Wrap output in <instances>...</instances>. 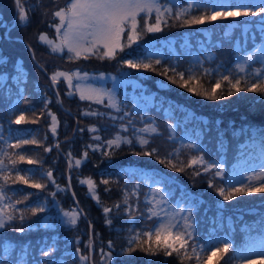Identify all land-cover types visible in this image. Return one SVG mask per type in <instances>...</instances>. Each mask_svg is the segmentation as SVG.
I'll use <instances>...</instances> for the list:
<instances>
[{"label": "trees", "instance_id": "obj_1", "mask_svg": "<svg viewBox=\"0 0 264 264\" xmlns=\"http://www.w3.org/2000/svg\"><path fill=\"white\" fill-rule=\"evenodd\" d=\"M23 1L26 0H21L22 4ZM44 1H47L46 5ZM3 2L11 15L14 14V0H3ZM65 2L66 0H62V6ZM48 10V0H41L40 10L29 13L30 23L24 27H13L10 38L9 36L6 38L3 33L4 36L0 41V136L8 139L10 143H15L17 138L35 137L40 141L41 147L24 145L23 148L15 151L26 152L32 158L40 159L42 167L18 163L17 168L32 169L38 178L44 170H51L56 182L53 184L46 176H43L36 182L47 184V188L37 190L28 188L26 184L9 181L6 188L7 194L17 193L13 201L22 198L20 193H32L27 201L16 205L18 212L26 206L30 208L37 205H43L45 210L36 216H33L30 211L24 213L25 232L23 234L12 228L0 230V257L4 256L5 247L8 249V259L4 261V264H15V261L21 258L27 264H34L38 260L55 261V264H80L75 250L80 247L85 255L88 254L84 245L89 240V223L92 225L91 232L94 237L92 252L94 264H101V249L113 252V264H180L175 254L165 257L161 252L156 256H149L146 252L139 250L130 256L120 254L127 246L130 228L146 230L154 221L140 219L137 225L135 220H128L122 211L119 213L114 211L111 214L113 224L111 226L105 224L103 207L111 208L121 201L126 187L128 191H131L133 186L139 185L138 195L133 197L130 203L138 204L139 210L143 211L144 195L139 193L143 179L146 178L159 180L170 198L171 205L180 203L192 209L196 234L201 241L209 238L227 240L241 250L244 248L242 247L244 242L248 244L259 238L264 239V192L245 191L235 195L231 200H224L215 188L208 187L209 177L214 175L215 169L210 174L201 172V175L197 176L192 168L185 167L184 171H176L166 164H161L158 158L136 155L135 153L143 149L133 136L134 127L138 126L136 117L145 119L155 114L166 121L167 127L168 124H173L179 133L188 132L195 142L199 141L197 152L206 161L213 164L219 161V165L224 168V173L223 179L216 177L214 180L217 188L225 186L226 183L234 185L229 169L237 167L240 161H245L247 165L255 164L254 158H260L264 154V96L245 91L227 96L225 86L223 90L226 98L211 101L189 93L186 88H181L179 78L173 76L171 72L167 75L160 73L163 72L164 67L175 66L178 71L185 72L187 78V73L191 71L188 60L196 56L202 60V63L191 72L200 76L204 69H208L212 75L211 78L204 76L201 79L200 83L204 87L192 84L189 86L197 87L199 92H203L205 88L210 91L217 75L227 74L229 71L235 72L233 65L238 55L254 50L257 44L264 41V28L251 25L244 30L242 24L246 21L240 20L242 17H228L183 27L177 22L176 26L165 27L159 33L146 34L131 48L126 47L124 52H118L113 60L93 56L72 62L66 57H59L60 67H56L57 69L41 65L46 72L44 73L37 67L40 63L35 64L31 60L28 46L30 45L35 51L32 53L36 61H38L37 57L45 60L50 56L45 47L38 44L36 37L43 32L45 22L41 20L42 13ZM259 18L261 17H251L253 19L251 23L259 22ZM6 21L11 25L12 16ZM150 22H154V19ZM140 23L142 25L143 21L141 20ZM124 42L126 38L122 39V43ZM150 43L154 45L151 46ZM238 44L240 46L245 44V47L238 50L236 47ZM152 47L162 51L164 56L160 65L151 62L155 70L130 69L124 63L127 59H143ZM57 70L66 72L76 70L93 74L123 72L127 74V78L136 80L139 87L131 89L127 85L125 92L118 91L120 112L111 111L102 105L96 107L94 111L103 113V116H84L81 115L82 104L76 97L65 95L67 89L61 81L56 86V93L59 92L62 103H57V95L49 83L50 75ZM170 77L178 82L172 83ZM132 95L145 106L144 114L132 110L131 106L134 103ZM46 100L48 101L47 109L44 106ZM64 110L70 112V115ZM21 111L25 112L26 117L31 116L32 112L43 114L35 124L11 123V120L15 119ZM48 111L56 115L58 120L55 137L49 130L51 118L47 115ZM125 111L132 112L129 115V117L133 116L132 125L129 126L124 119L122 121L110 119V115L120 117ZM163 111L169 113L166 118L163 116ZM32 118L35 119V117ZM122 124L128 126L129 130L120 134L132 139L133 143L108 149L107 145L102 144L101 141L113 138L117 132H120ZM90 126L97 127L98 133H89ZM157 127L160 135L155 136L156 144L151 143L146 148H156L159 158H166L169 153H172L173 162L180 166L175 155L177 141L167 136L164 126ZM79 129H83V132ZM93 135H99L101 141L92 140ZM57 143L60 145L59 148L54 146ZM90 144H99L100 150L93 151L87 147ZM0 146H3V140H0ZM44 147L51 148V151L45 153ZM8 151L14 150L9 148ZM85 151L88 152L87 159L82 161L80 167H75L74 160L81 158ZM104 151L112 154L110 159L102 155ZM69 152L72 153L73 167L67 174ZM179 152V160L184 161L186 165L189 155L193 152L185 150H179ZM5 162L7 163L6 158ZM11 175L14 179V173ZM88 178L95 182L99 204L91 198L88 186L80 183L81 180ZM67 179H69L78 209L85 216V218L81 216L75 227L63 223L64 217L61 210L77 209L68 191ZM104 179L109 180L110 183L107 185L101 183ZM2 183L3 181H0V184ZM57 185L62 190L58 191ZM106 188L109 191H105ZM50 193H55V197ZM44 224L49 226L44 227ZM20 226L17 222L16 227ZM77 238H79V244H77ZM54 241L56 251L50 257H42L40 249L52 245ZM109 241L113 243V249L108 248ZM142 243L145 249L149 245L153 249L157 247L155 236L151 241ZM231 254L230 249L228 255ZM216 259L213 257L210 262L205 256L207 264H214ZM185 264H193V262L186 261ZM233 264H242V261L238 259L233 261Z\"/></svg>", "mask_w": 264, "mask_h": 264}, {"label": "snow or ice", "instance_id": "obj_2", "mask_svg": "<svg viewBox=\"0 0 264 264\" xmlns=\"http://www.w3.org/2000/svg\"><path fill=\"white\" fill-rule=\"evenodd\" d=\"M55 5L56 0H52ZM37 6H40V0H36ZM14 19L18 21V25H10L7 21L0 18V28L5 29V35L9 36L13 27H24L30 23L31 11L34 8L26 7L21 3V0H14ZM47 15V12L44 13ZM53 23L48 26L54 28L55 36L50 37L47 33L38 34V41L46 45L48 50L53 54L67 53L69 61L75 62L80 59H89L90 57H97L99 59L113 60L116 58L118 52H124L125 48H131L132 45L137 44L142 40L146 34L159 33L165 27L176 26L179 22V26H190L203 24L205 21H217L218 19H226L228 17L240 18V17H261V22L264 24V0H260L259 6H253L251 4L244 3L243 0H185L182 5H176L166 0H66L63 6L56 7L51 13ZM154 17V22H150ZM143 21L141 25L140 21ZM126 35V42L122 43V37ZM29 52H34L31 46H28ZM260 52L259 57L261 61V67L252 70L248 69V65L256 57L253 53L243 56L239 59V62L235 64V72L229 71L227 74L217 75L215 83L211 85V90L207 88L203 92L197 91V87L189 86L199 85L204 87L200 81L204 76L211 78L212 72L208 69H204V72L198 76L195 73L189 71L186 73L178 71L175 66L164 67L162 75H167L169 72L173 76L179 78V86L186 88L189 93L202 96L204 99L216 101L225 99L224 87H227V96H232L241 91L249 93H257L264 96V46L256 49ZM33 60L35 55L33 54ZM124 63L130 69L143 68L145 70H155L152 63L145 62L143 59H127ZM156 65H160V60L155 61ZM243 74V75H241ZM61 78L63 82L67 84L68 91L65 93L67 96H79L81 101L88 100L95 104H102L105 97H107L108 103L104 105L107 108L114 109L116 112H120V106L115 101L111 92H105L104 90L93 87L89 84L83 83L88 79L87 74L81 76L79 72H66L57 70L50 75L49 79L53 87H56ZM103 79V77H100ZM171 79L172 83H177L176 79ZM218 90H220L218 92ZM57 103H62L60 94L57 92ZM45 109L48 107V101H45ZM32 112L31 116L26 117L25 112L21 111L19 115L15 116V119L11 120L13 124H35L40 119V115ZM47 115L51 118V124L49 130L52 136L57 135L58 120L56 115L51 111L47 112ZM84 116H103V113L97 111L82 112ZM129 113L125 111L123 116L117 117L110 115V119L113 121L128 117ZM32 117H35L33 119ZM133 121L128 120V125H132ZM171 129L172 125H168ZM83 132V129H79ZM128 126L121 125L120 132H117L113 138L106 141H101L99 135H93L92 140L101 141L102 144H106L108 149L119 148L121 144H132L133 140L129 137L122 136L121 132H127ZM99 129L95 126L88 128L89 133H98ZM140 134H159L157 127L153 124H148L143 128L134 129L133 136L136 142L140 145L143 151L135 153L136 155L145 157L158 158L161 164L176 170L184 171L185 167L192 168L195 175H201L203 173H212L215 169L214 175H210L208 181L209 188H215L218 195L223 197L224 200H231L235 195H239L241 192L259 191L264 192V170L259 172H253L250 175L244 177L243 181H237L241 186L236 187L231 183H226L223 187H216L214 180L216 177L223 179L224 168L219 164H213L205 160L202 155H192L187 164L184 161L179 160L180 152L176 150V157L179 161V165L173 162L172 153H169L166 158L158 157V150L156 148L148 149L149 139ZM0 140H3V146H0V230H7L12 228L13 230L23 234L25 228L23 227L25 221V212L30 211L33 216H36L40 212H44L43 205H37L35 207H25L22 210H17L16 205L23 204L29 199L32 193H20L21 199H15L13 197L17 195L13 192L12 195H8L6 188L9 181L19 182L26 184L28 188L44 190L47 188V184L36 182L38 179L46 176L48 181L55 184L53 173L51 170H44L40 173V177L36 176V173L32 169H19L18 163H25L28 165H40L42 162L40 159L32 158L26 152H18L16 149L23 148L24 145H35L41 147V142L35 137L32 139L17 138L15 143H10L8 139L0 136ZM59 148L57 143L54 145ZM93 151L100 150V145H88ZM189 149L195 148V145H187ZM11 148L14 151L9 152ZM44 152H50L51 148L44 147ZM107 158H111V153L104 151L102 153ZM88 152L85 151L81 158L74 160L75 167H80L82 161L87 159ZM7 159V163L5 162ZM69 170L73 167L72 153L67 154ZM11 165V167H9ZM14 173V179L11 175ZM81 184H87L91 198L96 200L99 204L100 200L95 191V182L91 179H84L80 181ZM101 183L107 185L109 180H101ZM70 187V185H69ZM139 185L133 186L131 191L127 190V187L123 191L121 201L110 207H103V213L105 217V224L111 226L113 219L111 214L116 211L123 212L128 217V220L143 219L146 221H154L146 230H134L129 229L130 235L127 239V246L121 251V255L130 256L137 250L146 252L149 256H156L159 253H163L165 257L176 255L180 264H185L186 261L193 262V264H207V261H212L213 257H216L214 264H233V261L243 259L244 256L240 249L227 240H208L201 241L196 234V226L192 217V209L180 206L179 208H173L168 206V201L160 195L162 189L160 187L151 188V196L145 197V207L143 211L139 210L138 204L130 203L133 197L138 195ZM57 190H62L57 185ZM109 191V189H105ZM227 193V194H225ZM55 197V193H50ZM123 206V207H122ZM62 211L64 217L63 223L72 227L78 224L81 218V211L79 209H73L70 211ZM19 222L20 227H16V223ZM48 224H44V227H48ZM92 228L89 223V229ZM98 235V234H96ZM153 236L157 241V247L153 249L151 245L147 249L143 247L142 242H149ZM93 233H89V240L84 245L88 250V254L85 255L80 247L75 250L76 256L79 257L80 264H94L92 258L93 252ZM145 238H147L145 240ZM77 244H79V238H77ZM108 248L113 249V243L108 242ZM232 250V254L228 255ZM56 251L55 241L52 245L46 246L40 249V255L42 257H50ZM101 252V264H113V252L100 250ZM27 254V249H25ZM259 255L264 256V249L259 252ZM207 256V261L205 260ZM8 259V249L5 247L4 256L0 257V264H4V261ZM15 264H27L21 258L15 261ZM34 264H55V261L38 260Z\"/></svg>", "mask_w": 264, "mask_h": 264}, {"label": "rangeland", "instance_id": "obj_3", "mask_svg": "<svg viewBox=\"0 0 264 264\" xmlns=\"http://www.w3.org/2000/svg\"><path fill=\"white\" fill-rule=\"evenodd\" d=\"M27 1V2H26ZM23 1V4H25L26 7L29 8H34V11H39L40 10V6H37L36 4V0H26ZM62 0H56V4L54 5L52 3V0H48V5H49V10L46 11L47 15H44V13H42V18L41 20L43 22H45V25L43 27V32L42 33H47L50 37H54L55 36V30L54 28H50L48 25L50 23H53L52 20V16L51 13L53 10H55L56 7L62 6L61 4ZM166 2L172 3V4H176V5H182L185 3V1L183 2V0H166ZM206 2H210V0H206ZM244 3L247 4H255V5H259L260 0H243ZM47 4V1H44V5ZM40 5H41V0H40ZM0 18H2L4 21H6L8 18H10L12 16V19L14 17V14L11 15V13L7 10L6 4L5 2H3V0H0ZM33 11L30 12V14ZM154 19V17H153ZM152 19V21H153ZM46 20V21H45ZM240 20H245L246 22H244L242 25L244 27V30L249 27V26H254L256 28H264V25L260 22L261 18H259V22H254L251 23V21L253 19H251V17H242L240 18ZM18 21L14 22V25L17 24ZM4 28H0V41L1 38L4 33ZM150 34H154V33H150ZM252 35V33H251ZM5 37L7 38V35H5ZM38 37V36H36ZM126 38V35L124 37H122V39ZM38 41V39H37ZM246 42V41H245ZM38 44L40 46H44L46 51L50 53L49 57H46L47 59H40L37 57L38 61L35 60V64H37L38 62L40 63V66H51V67H55L53 69H57L56 67H60V58L66 57L67 58V53H60V54H53L51 53L47 46L42 44L41 42L38 41ZM151 44V43H150ZM149 44V45H150ZM154 44H151V46ZM261 46H264V41L260 42L259 44H257V46H255V49L248 52V53H242L244 55H238L236 57V61L233 65V67L235 66V64L237 62H239V59L243 56H246L250 53H253L255 55V59L253 61H251L249 63V65L247 66L249 70L255 69V68H259L261 67V61L259 59L261 53L257 52L256 49L260 48ZM148 47V46H147ZM236 47L238 48V50L240 48L245 47V44L243 46H240V44L236 45ZM35 52V51H34ZM30 56V55H29ZM164 58L162 51L157 50L156 48H150L148 50V52H146V54L143 56L144 61L146 62H155L157 59H159L160 61H162ZM209 59V58H208ZM207 59V60H208ZM174 60H176V58L174 57ZM202 63V60L198 59L196 56L191 57V60H188V66L190 67L191 71H195L198 67L197 65H200ZM54 71V70H53ZM234 71H235V67H234ZM69 72V71H67ZM72 72H79V71H72ZM81 74V76H84L85 74H87L88 79L86 81H83V83L89 84L93 87H97L100 88L102 90H104L105 92H111L115 101L118 102V104H120V99L118 97V91L121 92H125V87L128 85L132 88L139 87V83L136 80H131L129 78H127V74H123V72H117L115 74H93V73H84V72H79ZM100 77H103V79H101ZM66 87L67 91H68V86L66 83L63 82V78H61L60 80ZM56 88V87H55ZM69 97H76L79 102L82 104V108H83V112L86 111H92L95 110L96 107H100L102 105H106L108 103L107 97H105L104 101L102 104H95L92 103L88 100H83L81 101L79 99V96H69ZM133 99V104L131 107H133V111L135 112H140L141 114H144V109L145 106L141 103V101L135 97L134 95L131 96ZM93 106V109H92ZM110 109V108H109ZM131 109V108H130ZM111 111H115L114 109H110ZM132 112L129 113V115ZM163 116L164 118H166V116L169 115V113L167 111H163ZM129 119H133V116H128L126 118H124V120L126 122H128ZM137 121H138V126L134 127L135 129H139V128H143L148 124H153L155 127H157L158 125H162L166 128V132H167V136L169 135V138L171 140H176L177 141V145H176V150H185L187 152H193L194 155H199V153L197 152L198 150V144L199 141L195 142L190 136L191 134L188 132H182L179 133L177 131V128L174 127L173 124H168V125H172V128L169 129L166 126V121L159 118L158 116H156L155 114L152 116H147V118L145 119H141L139 117H136ZM122 121V120H121ZM149 121V122H146ZM158 129V127H157ZM159 135H160V131L158 130ZM140 135H144L145 138L149 139L150 143L149 145L152 144H156V140H155V136L158 134H152V135H148V134H140ZM176 138V139H175ZM187 145H195V148L189 149L187 147ZM148 146V145H147ZM190 154L189 158L193 155ZM263 157V158H262ZM255 163V165H239L237 166L235 169H229V175L232 177V179L234 180V185L236 187H240L241 185L239 183H237V181H243L244 177L247 175L252 174L253 172H259L261 170H264V154L262 156H260V158H254L253 160ZM216 164H219V161L216 162ZM222 166V165H221ZM144 183V184H143ZM143 183H142V188L140 189V193L139 195H144V191L147 192V196H151V188L152 187H160L162 189L160 195L163 196L167 201H168V206L169 207H173V208H179L181 205L180 203H175L174 205H171V201L170 198L165 190V188L160 184L158 179H152V180H146L143 179ZM87 185V184H86ZM147 187V188H145ZM69 191V190H68ZM72 191V190H71ZM253 192V191H252ZM73 193V192H72ZM141 196V197H142ZM146 197V196H145ZM185 207V206H183ZM186 208V207H185ZM135 223L138 225L140 223V219H136ZM264 249V239H257L256 241H253L252 243L245 245L243 249H241V252L244 256L243 259H240L242 261V264H264V256L259 255V252ZM211 262V261H210Z\"/></svg>", "mask_w": 264, "mask_h": 264}, {"label": "water", "instance_id": "obj_4", "mask_svg": "<svg viewBox=\"0 0 264 264\" xmlns=\"http://www.w3.org/2000/svg\"><path fill=\"white\" fill-rule=\"evenodd\" d=\"M12 20H13L12 25H14V22H15L14 17H13ZM28 51H29V50H28ZM29 55H30L31 60L35 63V60H33V54H32V52H29ZM37 67H38L42 72H44V70L42 69V67L39 66L38 64H37ZM44 73H45V72H44ZM49 83H50L52 89L54 90V92L56 93V89H55V87L52 86L50 79H49ZM56 95H57V93H56ZM58 104H59V103H58ZM64 112H66L67 114L70 115V112H68V111H66V110H64ZM61 155L64 157L63 154H61ZM68 171H69V167H67V174H68ZM69 185H70V182H69V179H67V187H68L69 193H70V195H71V197H72V199H73V201H74V203H75V205H76V207H77V209H78V205H77V203H76L75 197L73 196V193H72V191H71V187H69ZM79 210H80V209H79ZM80 211H81V210H80ZM81 213H82V211H81ZM81 216H82L83 218H85V216H84L83 213H82ZM90 232H91V229H89V233H90Z\"/></svg>", "mask_w": 264, "mask_h": 264}]
</instances>
